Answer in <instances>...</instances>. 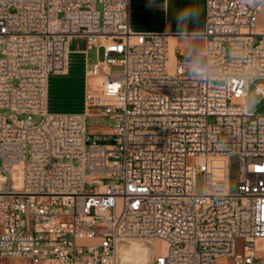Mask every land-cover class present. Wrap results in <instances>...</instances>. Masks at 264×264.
Wrapping results in <instances>:
<instances>
[{
	"label": "built area",
	"instance_id": "obj_1",
	"mask_svg": "<svg viewBox=\"0 0 264 264\" xmlns=\"http://www.w3.org/2000/svg\"><path fill=\"white\" fill-rule=\"evenodd\" d=\"M130 2L0 0V259L127 264L139 239L165 243L150 264H264V113L242 110L264 79V0H206L205 50L174 62L167 33L131 29ZM72 36L103 49L85 66L101 87L83 112H49Z\"/></svg>",
	"mask_w": 264,
	"mask_h": 264
},
{
	"label": "rangeland",
	"instance_id": "obj_2",
	"mask_svg": "<svg viewBox=\"0 0 264 264\" xmlns=\"http://www.w3.org/2000/svg\"><path fill=\"white\" fill-rule=\"evenodd\" d=\"M261 21L264 22V13L261 14ZM259 37L257 38V40ZM256 40V42H257ZM68 47L70 50V63L67 74L53 73L49 80V96H48V111L49 112H83L85 111V97L86 84L88 87L98 89L99 79L91 78L86 80L85 76V55L79 51L86 47V41L80 36H72L69 38ZM98 53V54H97ZM87 58L96 60L97 57L102 59L104 57L103 49L97 51L96 47H92L87 52ZM182 58V57H180ZM124 70L122 65H114L111 68L112 73L120 74ZM256 83H264V79L255 78L250 81V86H255ZM253 113H264V101L256 108ZM88 129L91 131H104L113 125V121L105 116H90L87 120ZM75 163H78L75 161ZM241 161L237 155L230 158L229 183L230 191L236 192L241 177ZM205 186V179L203 174L197 176V191L202 192ZM141 241V240H139ZM144 241V240H142ZM158 241V240H157ZM147 242V241H145ZM162 242V241H161ZM149 246L154 247L157 253H162L160 245L153 242H147ZM0 260H6L2 258ZM220 261L217 264H220ZM127 262V261H125ZM133 261H128L127 264H132Z\"/></svg>",
	"mask_w": 264,
	"mask_h": 264
},
{
	"label": "crops",
	"instance_id": "obj_3",
	"mask_svg": "<svg viewBox=\"0 0 264 264\" xmlns=\"http://www.w3.org/2000/svg\"><path fill=\"white\" fill-rule=\"evenodd\" d=\"M187 6L197 7L200 14L197 20L186 25L182 32L177 31L175 14L179 9ZM130 26L136 32L167 33L169 56L172 62L179 60L180 57L197 56L206 46V40L201 36L206 27V0H131ZM88 50L86 45L79 51L85 55V66ZM0 264H30V262L23 258H6L0 260Z\"/></svg>",
	"mask_w": 264,
	"mask_h": 264
},
{
	"label": "clouds",
	"instance_id": "obj_4",
	"mask_svg": "<svg viewBox=\"0 0 264 264\" xmlns=\"http://www.w3.org/2000/svg\"><path fill=\"white\" fill-rule=\"evenodd\" d=\"M200 14V10L195 6H187L179 9L175 14L177 31H183L188 24L194 23ZM192 74L195 76L204 75L202 64L199 59L193 58L190 61ZM264 101V83H256L255 86H250L247 95L244 97L242 110L248 113H253L256 108Z\"/></svg>",
	"mask_w": 264,
	"mask_h": 264
},
{
	"label": "bare ground",
	"instance_id": "obj_5",
	"mask_svg": "<svg viewBox=\"0 0 264 264\" xmlns=\"http://www.w3.org/2000/svg\"><path fill=\"white\" fill-rule=\"evenodd\" d=\"M68 72V70H67ZM66 72V73H67ZM99 79L98 89L101 87V78ZM153 243L160 245L159 251L165 250V243L161 241H152ZM264 247V239L261 240ZM120 258L124 261H133L132 264H150L152 261V253L156 251L154 247L149 246L145 241H139V239H131L120 246Z\"/></svg>",
	"mask_w": 264,
	"mask_h": 264
}]
</instances>
